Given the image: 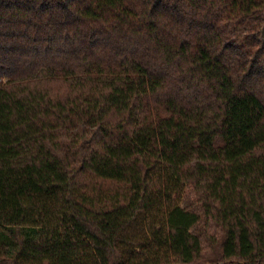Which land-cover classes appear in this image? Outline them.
Masks as SVG:
<instances>
[{
    "label": "trees",
    "instance_id": "trees-1",
    "mask_svg": "<svg viewBox=\"0 0 264 264\" xmlns=\"http://www.w3.org/2000/svg\"><path fill=\"white\" fill-rule=\"evenodd\" d=\"M0 264H264V0H0Z\"/></svg>",
    "mask_w": 264,
    "mask_h": 264
},
{
    "label": "rangeland",
    "instance_id": "rangeland-1",
    "mask_svg": "<svg viewBox=\"0 0 264 264\" xmlns=\"http://www.w3.org/2000/svg\"><path fill=\"white\" fill-rule=\"evenodd\" d=\"M180 205L182 207H187V208L194 210L197 213H199L201 220L195 227L199 236H201L200 231L206 232L209 235H212L213 237H216L219 234L218 226L213 221H211L209 218H207L203 215V211L201 209V206L197 202V199L194 196V194L192 193V191L190 190V188H187L184 190V192L182 194ZM201 240H202V244H203L204 249L208 250L207 252H209L210 251V249L208 248L209 243L206 241L204 236H201Z\"/></svg>",
    "mask_w": 264,
    "mask_h": 264
}]
</instances>
